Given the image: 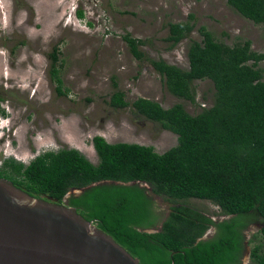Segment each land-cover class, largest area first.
Wrapping results in <instances>:
<instances>
[{"label":"trees","instance_id":"1","mask_svg":"<svg viewBox=\"0 0 264 264\" xmlns=\"http://www.w3.org/2000/svg\"><path fill=\"white\" fill-rule=\"evenodd\" d=\"M226 3L240 17L264 25V0ZM193 19L188 15L185 22L168 24L170 49L193 31ZM198 33L200 41H191L187 48V70L163 60L148 61L168 93L191 103L192 83L210 81L214 93L209 107L190 115L180 104L164 109L144 98L129 104L121 92L109 101L110 107L130 106L138 116L175 134V146L159 154L149 146L110 144L95 136V165L75 149H60L37 155L27 165L5 159L0 178L30 196L75 208L139 264H240L249 245L250 263L264 264V80L258 67L264 54L254 52L249 40L229 46L203 26ZM123 38L133 57L142 59V42ZM58 53L54 47L50 75L63 95ZM76 189L84 190L66 198ZM150 194L169 204L208 201L223 219L213 221L185 205L172 207L162 218ZM254 222L259 230L246 241L244 231ZM151 229L157 231L145 232ZM209 229L213 235L198 241Z\"/></svg>","mask_w":264,"mask_h":264},{"label":"rangeland","instance_id":"2","mask_svg":"<svg viewBox=\"0 0 264 264\" xmlns=\"http://www.w3.org/2000/svg\"><path fill=\"white\" fill-rule=\"evenodd\" d=\"M188 15L194 18L193 31L170 49L168 24L185 22ZM201 26L219 42L232 46L249 40L254 52L264 54V25L240 17L226 0H0V109L5 112L0 114V167L4 159L27 165L37 155L60 149H75L95 165V136L110 144L149 146L159 154L175 146V134L138 116L130 106L114 109L109 101L121 92L129 104L138 98L164 109L180 104L190 115L209 107L214 93L210 81L192 83L191 103L168 93L148 61L163 60L187 70V48L191 41H200ZM127 35L142 42V59L131 54L123 38ZM54 47L63 95L50 75ZM258 67L264 80V61ZM150 196L162 218L172 207L185 205L213 221L223 219L208 201L169 204ZM258 225L246 229L247 240ZM251 246L240 264H251Z\"/></svg>","mask_w":264,"mask_h":264},{"label":"water","instance_id":"3","mask_svg":"<svg viewBox=\"0 0 264 264\" xmlns=\"http://www.w3.org/2000/svg\"><path fill=\"white\" fill-rule=\"evenodd\" d=\"M83 190H73L66 198ZM207 238L208 233L198 241ZM0 264H139V261L75 208L30 196L0 178Z\"/></svg>","mask_w":264,"mask_h":264},{"label":"flooded vegetation","instance_id":"4","mask_svg":"<svg viewBox=\"0 0 264 264\" xmlns=\"http://www.w3.org/2000/svg\"><path fill=\"white\" fill-rule=\"evenodd\" d=\"M5 160V159H4ZM2 164H3V160H2ZM259 226V225H258ZM160 227V225L158 226V228ZM211 233H210V235H208V238L210 237V236H212L213 235V233H214V229H211ZM246 231V230H245ZM245 231H244V235H245ZM245 239H246V236H245ZM246 241H248L247 239H246ZM248 259H249V256H248Z\"/></svg>","mask_w":264,"mask_h":264},{"label":"clouds","instance_id":"5","mask_svg":"<svg viewBox=\"0 0 264 264\" xmlns=\"http://www.w3.org/2000/svg\"><path fill=\"white\" fill-rule=\"evenodd\" d=\"M1 128V127H0Z\"/></svg>","mask_w":264,"mask_h":264}]
</instances>
